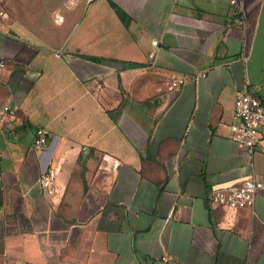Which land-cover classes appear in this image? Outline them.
Returning <instances> with one entry per match:
<instances>
[{
	"label": "crops",
	"instance_id": "0c3cea01",
	"mask_svg": "<svg viewBox=\"0 0 264 264\" xmlns=\"http://www.w3.org/2000/svg\"><path fill=\"white\" fill-rule=\"evenodd\" d=\"M240 1L244 26L230 0H0V106L17 108L0 132L1 262L264 264V189L252 208L209 203L264 181V124L253 154L229 136L240 91L264 102V0Z\"/></svg>",
	"mask_w": 264,
	"mask_h": 264
},
{
	"label": "built area",
	"instance_id": "2783aa9c",
	"mask_svg": "<svg viewBox=\"0 0 264 264\" xmlns=\"http://www.w3.org/2000/svg\"><path fill=\"white\" fill-rule=\"evenodd\" d=\"M234 6L238 26H244L245 18L240 0H230ZM158 40H153L157 44ZM59 55V54H57ZM7 60L0 57V70L7 67ZM202 75H206L203 73ZM189 78H175L171 81L172 88H178ZM17 108L9 104L0 106V132L7 123L15 120ZM264 124V102L246 87L237 95L234 103V119L230 123V138L237 142L248 154H253L259 144L260 127ZM34 147L43 153L48 152L46 162L39 176V184L44 195L55 198L59 193L57 185V170L53 166L52 157L49 154V131L38 128L35 132ZM264 189V181L257 175L252 174L242 181L227 186L216 187L209 193V203L212 207L222 206L232 209L252 208L255 197ZM170 260L169 255L163 257Z\"/></svg>",
	"mask_w": 264,
	"mask_h": 264
},
{
	"label": "trees",
	"instance_id": "16d2710c",
	"mask_svg": "<svg viewBox=\"0 0 264 264\" xmlns=\"http://www.w3.org/2000/svg\"><path fill=\"white\" fill-rule=\"evenodd\" d=\"M112 5L115 7V9L117 10L118 14L124 19V20H127V15L126 13L124 12V10L118 6L116 3L112 2Z\"/></svg>",
	"mask_w": 264,
	"mask_h": 264
},
{
	"label": "rangeland",
	"instance_id": "374dc122",
	"mask_svg": "<svg viewBox=\"0 0 264 264\" xmlns=\"http://www.w3.org/2000/svg\"><path fill=\"white\" fill-rule=\"evenodd\" d=\"M0 264H5V263L0 261ZM6 264H7V263H6Z\"/></svg>",
	"mask_w": 264,
	"mask_h": 264
}]
</instances>
